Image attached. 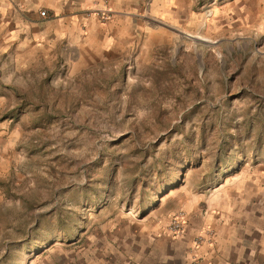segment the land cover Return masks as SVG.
<instances>
[{
    "label": "rangeland",
    "instance_id": "rangeland-1",
    "mask_svg": "<svg viewBox=\"0 0 264 264\" xmlns=\"http://www.w3.org/2000/svg\"><path fill=\"white\" fill-rule=\"evenodd\" d=\"M48 3L0 0V264H115L185 191L264 211V0Z\"/></svg>",
    "mask_w": 264,
    "mask_h": 264
},
{
    "label": "crops",
    "instance_id": "crops-1",
    "mask_svg": "<svg viewBox=\"0 0 264 264\" xmlns=\"http://www.w3.org/2000/svg\"><path fill=\"white\" fill-rule=\"evenodd\" d=\"M92 5L94 0H59L56 5L48 3L47 8L62 12V22L71 20V28L75 30L85 29L87 34L107 30L112 21L107 25L87 16L86 11ZM4 16L7 14L0 13V19ZM40 18L37 13L35 31L28 39L46 46L58 38L59 31L56 26H41L44 21L40 22ZM259 196L258 189L253 187L237 192L226 188L209 194L196 191L177 194L171 209L186 213L185 231L173 235L158 223L151 229L154 231L144 234L146 238H141L138 245L124 249L122 261L115 264H264V211L259 209ZM261 206L264 210V204ZM206 228L213 233L205 234L203 242L196 247L197 235ZM195 254L197 260L193 258Z\"/></svg>",
    "mask_w": 264,
    "mask_h": 264
},
{
    "label": "built area",
    "instance_id": "built-area-1",
    "mask_svg": "<svg viewBox=\"0 0 264 264\" xmlns=\"http://www.w3.org/2000/svg\"><path fill=\"white\" fill-rule=\"evenodd\" d=\"M46 11L43 10L42 14H45ZM101 17L103 19H108L110 17V10L102 9ZM187 225V215L183 212L176 213L172 216L168 230L173 235H180L185 231ZM213 232L211 229L206 228L200 232L195 239V246L198 247L204 240L205 234L211 235ZM194 260H197V255H193Z\"/></svg>",
    "mask_w": 264,
    "mask_h": 264
}]
</instances>
